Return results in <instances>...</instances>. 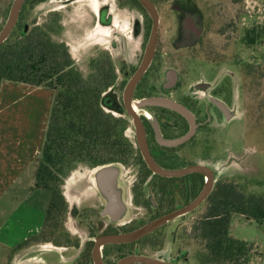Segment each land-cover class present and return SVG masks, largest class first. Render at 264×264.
Listing matches in <instances>:
<instances>
[{"label":"rangeland","instance_id":"1","mask_svg":"<svg viewBox=\"0 0 264 264\" xmlns=\"http://www.w3.org/2000/svg\"><path fill=\"white\" fill-rule=\"evenodd\" d=\"M94 1H97L100 8L102 3L112 4L114 26L99 25L95 29L91 28V10L96 12ZM153 1L162 16L159 53L161 67H173L181 71L185 85L197 87L195 91L205 107L210 103L211 96L217 98L215 94L222 93L220 98H225L227 88L231 90L230 117L218 120L209 125L211 127L205 125L201 131L203 154L209 153V157L203 156L202 161H208L215 171L214 190L220 182H228L237 184L248 194L264 196V45L249 47L242 43L248 28L264 24L263 3L259 0ZM14 2L0 0V32ZM174 6L187 8L192 13H201L206 30L200 48H178V45L173 44L172 38L180 35L176 32L179 24L173 17ZM54 17L60 21L58 26L62 27V32L52 39L64 44L75 67L84 77L88 74L89 54L96 49L100 56L104 52L105 56L114 59L116 67L120 66L123 58L130 65L136 66L148 37L144 33L138 36L133 33L134 23L138 18L142 19L140 15L136 11L119 7L113 0H31L26 4L10 41L18 38L25 25L28 29L53 26ZM178 23L180 32H184L183 23ZM114 40L121 42L122 49H112L111 43ZM119 52L127 56H120ZM198 86L203 88L199 89ZM21 93L24 100L20 98L19 92L12 97L13 101L19 103L16 109L26 104L24 115L29 118L27 122L33 123L34 119L42 118L46 130L49 121L46 117L51 115L56 91L42 86L29 96L23 91ZM119 94L115 93L116 96ZM105 112L126 119L119 112L111 113L108 109ZM26 128H30V125H26ZM127 135L131 140L134 139L131 130L127 131ZM92 171V166L80 165L66 179L63 190L68 212L80 208L86 198L93 201L96 199L97 190L92 183ZM127 171L128 168L124 173ZM131 176L128 184H134L137 178L135 172ZM208 206L209 199L194 213L163 228L160 235L154 237L153 255L169 261L182 255V264H199L197 255L205 251V244L196 237L193 228L206 213ZM45 227L48 237L51 229L48 223ZM68 228L71 233H76L73 220H68ZM231 234L253 246L252 261L258 256L255 248L264 255V222L258 224L252 219L234 215Z\"/></svg>","mask_w":264,"mask_h":264},{"label":"flooded vegetation","instance_id":"2","mask_svg":"<svg viewBox=\"0 0 264 264\" xmlns=\"http://www.w3.org/2000/svg\"><path fill=\"white\" fill-rule=\"evenodd\" d=\"M29 1L31 0L24 3L16 26L7 40L18 27ZM113 1L121 8L136 11L142 18H138L139 20L134 23L133 33L137 36L141 33L148 35L143 44V52L136 66L130 65L123 58L120 66L116 67L114 59L105 56L104 52L100 56L96 49L89 54L91 58L87 64L88 74L85 78L91 81L92 77H100V80L107 83L101 97L102 108L104 111L108 109L109 112H119L122 117H126L123 118L127 124L125 132L132 144V153L126 161L119 164L122 166V178L127 188V204L130 212L121 215L123 221L114 219L108 214L105 199L97 191L94 201L86 198L80 208L61 214L57 228L52 229L48 237L44 226L39 235L21 245L17 251L20 264H122L129 258L140 257L155 258L170 264H182L181 259L184 258L182 255L170 261L164 257H155L154 237L159 236L163 228L171 222L194 213L212 194L194 211L169 221L138 240L121 243L107 241L132 234L158 219L178 212L202 194L208 180L206 175L199 171L186 173V170L203 165L213 170L215 178V171L209 166L208 161L207 163L202 161V157L208 158L209 153L203 154L201 131L205 125L211 127L209 125L218 120L227 119L224 110L213 100L221 102L230 111L231 99V90L228 87L225 98H220L222 93L215 94L217 98L211 96L210 103L205 107L198 92L195 91L197 87L191 84L185 85L181 71L173 67H161L159 62L161 13H159L160 24L155 55L133 91L127 96L131 83L143 65L153 32V18L140 0ZM151 1L155 4L153 0ZM94 4L96 12L91 10L92 14L89 13L91 28L95 29L99 25L114 26L112 4L102 3L101 8L97 1H94ZM11 12L12 9L8 13L5 26L9 22ZM200 14L174 6L173 17L179 24L176 32L181 37L179 35L172 40L178 48H200L206 30ZM54 16L58 18L57 14ZM56 18L53 21L52 38L62 32V27L58 26L60 21ZM178 21L183 23L182 33ZM111 47L113 50L122 49V44L114 40ZM119 54L127 56L126 53L119 52ZM118 92L120 94L116 96L115 93ZM151 101H166L170 105L151 103ZM129 110L133 113L130 114ZM129 130L132 131L133 140L127 135ZM95 168L97 167L93 170ZM127 168L128 176L124 173ZM133 172L136 173L137 178L134 184H128L127 181L132 177ZM68 220L74 221L75 234L67 229ZM130 264L146 263L137 261Z\"/></svg>","mask_w":264,"mask_h":264},{"label":"trees","instance_id":"3","mask_svg":"<svg viewBox=\"0 0 264 264\" xmlns=\"http://www.w3.org/2000/svg\"><path fill=\"white\" fill-rule=\"evenodd\" d=\"M52 31V24L44 29L25 25L18 38L0 46V89L3 81H10L56 91L35 182L38 189L49 193L45 224L51 230L57 228L60 215L68 212L63 187L78 166L122 163L132 153L126 121L102 108L107 83L100 77L88 81L64 44L52 39ZM263 42L264 24L248 28L242 39L249 47ZM234 215L262 224L264 196L220 182L206 213L193 228L205 244V251L197 255L199 264H251L253 246L231 234Z\"/></svg>","mask_w":264,"mask_h":264},{"label":"crops","instance_id":"4","mask_svg":"<svg viewBox=\"0 0 264 264\" xmlns=\"http://www.w3.org/2000/svg\"><path fill=\"white\" fill-rule=\"evenodd\" d=\"M259 1L264 7V0ZM38 88L3 81L0 89V264H20V246L39 235L46 222L50 196L35 182L48 127L44 129L42 118L27 122L26 104L16 109L19 103L12 100L17 92L21 98V91L29 96ZM255 251L252 264H264V255Z\"/></svg>","mask_w":264,"mask_h":264},{"label":"water","instance_id":"5","mask_svg":"<svg viewBox=\"0 0 264 264\" xmlns=\"http://www.w3.org/2000/svg\"><path fill=\"white\" fill-rule=\"evenodd\" d=\"M26 1L27 0H15L9 22L0 34V46L11 35L14 27L16 26L19 13ZM140 1L143 4V6L149 11V13L153 18V32L141 70L139 74L135 77L134 81L131 83L127 91V96H129L130 91L131 92L133 91L137 81L142 77L145 70L151 64V61L155 55L156 45L158 40L160 16L157 7L151 0H140ZM213 102H215V104L219 108L224 110L225 114L227 115V118L230 117L231 114L221 102L216 100H213ZM151 103H157L167 106L170 105L169 103H166V101H153V102L151 101ZM129 112L130 114L133 113L131 110H129ZM195 171H199L205 174L208 180L204 190L202 191V194L190 205H188L187 207H185L184 209L178 212H175L166 217L158 219L153 223L149 224L148 226H146L145 228L140 229L132 234L123 237L112 238L107 241L114 243H121V242H132L138 240L144 237L145 235L149 234L150 232L155 231L157 228L165 225L169 221H173L184 214L194 211L210 196V194L214 190V183H215V178L213 176L212 169L202 165V166L190 168L186 170V173L195 172ZM161 173L165 174L164 172ZM92 183L94 184L96 190L105 199L108 207L107 208L108 214L112 215L114 219L123 221L124 219H121V215L128 214L130 212V208L128 207L127 204L128 203L127 188L125 187L124 185L125 183L122 178V166L119 163H110L95 168L92 171ZM137 261L144 262L146 264H170L155 258H144V257L129 258L126 261H124L122 264H130L131 262H137Z\"/></svg>","mask_w":264,"mask_h":264}]
</instances>
